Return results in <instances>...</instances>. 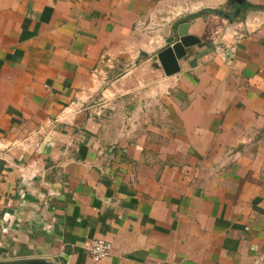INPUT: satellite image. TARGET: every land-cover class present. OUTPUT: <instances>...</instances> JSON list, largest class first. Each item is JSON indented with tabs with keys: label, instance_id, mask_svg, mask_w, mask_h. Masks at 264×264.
<instances>
[{
	"label": "crops",
	"instance_id": "obj_1",
	"mask_svg": "<svg viewBox=\"0 0 264 264\" xmlns=\"http://www.w3.org/2000/svg\"><path fill=\"white\" fill-rule=\"evenodd\" d=\"M243 1L0 0V263L253 264L264 0Z\"/></svg>",
	"mask_w": 264,
	"mask_h": 264
},
{
	"label": "water",
	"instance_id": "obj_2",
	"mask_svg": "<svg viewBox=\"0 0 264 264\" xmlns=\"http://www.w3.org/2000/svg\"><path fill=\"white\" fill-rule=\"evenodd\" d=\"M237 3L241 4L244 1L243 0H234ZM182 29H185V26L181 27ZM180 30V38L160 52L158 55L159 61L161 63V66L163 68L164 73L167 76L174 75L178 72V59H180L182 56L185 55V48L189 47V45L192 43L191 37H186L183 30ZM169 40V42H171ZM0 264H50L47 261L44 260H24V261H16V262H6V263H0Z\"/></svg>",
	"mask_w": 264,
	"mask_h": 264
},
{
	"label": "built area",
	"instance_id": "obj_3",
	"mask_svg": "<svg viewBox=\"0 0 264 264\" xmlns=\"http://www.w3.org/2000/svg\"><path fill=\"white\" fill-rule=\"evenodd\" d=\"M167 21L168 18H165L163 20V22H167ZM104 107H105L104 103L100 102L96 111L97 116L102 115L101 109H103ZM110 252H111L110 245L102 240H94L90 243L88 247V254L96 262L108 257L110 255ZM253 264H264V251L254 260Z\"/></svg>",
	"mask_w": 264,
	"mask_h": 264
},
{
	"label": "trees",
	"instance_id": "obj_4",
	"mask_svg": "<svg viewBox=\"0 0 264 264\" xmlns=\"http://www.w3.org/2000/svg\"><path fill=\"white\" fill-rule=\"evenodd\" d=\"M231 5V8L234 9L233 11L236 12L237 10H239L240 12H246L247 9H249L251 6L249 4L247 5H238L236 3H232L230 4ZM230 8V10H232ZM210 13L212 14H215L217 16H221V17H227L226 13L222 10H214V11H211Z\"/></svg>",
	"mask_w": 264,
	"mask_h": 264
}]
</instances>
